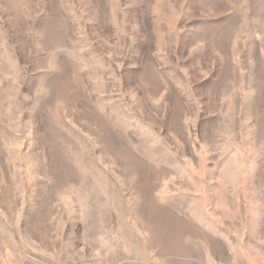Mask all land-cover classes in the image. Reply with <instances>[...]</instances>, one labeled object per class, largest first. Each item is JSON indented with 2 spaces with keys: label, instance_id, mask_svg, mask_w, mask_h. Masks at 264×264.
I'll use <instances>...</instances> for the list:
<instances>
[{
  "label": "rangeland",
  "instance_id": "1",
  "mask_svg": "<svg viewBox=\"0 0 264 264\" xmlns=\"http://www.w3.org/2000/svg\"><path fill=\"white\" fill-rule=\"evenodd\" d=\"M0 264H264V0H0Z\"/></svg>",
  "mask_w": 264,
  "mask_h": 264
}]
</instances>
